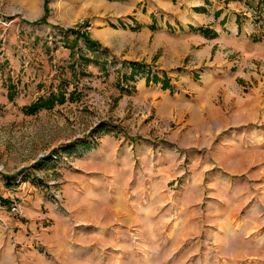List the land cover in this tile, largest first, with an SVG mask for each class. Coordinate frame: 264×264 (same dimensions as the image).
<instances>
[{
  "label": "rangeland",
  "instance_id": "374dc122",
  "mask_svg": "<svg viewBox=\"0 0 264 264\" xmlns=\"http://www.w3.org/2000/svg\"><path fill=\"white\" fill-rule=\"evenodd\" d=\"M0 264H264V0H0Z\"/></svg>",
  "mask_w": 264,
  "mask_h": 264
},
{
  "label": "trees",
  "instance_id": "16d2710c",
  "mask_svg": "<svg viewBox=\"0 0 264 264\" xmlns=\"http://www.w3.org/2000/svg\"><path fill=\"white\" fill-rule=\"evenodd\" d=\"M84 36L88 39V40H90V38H89V36H88V34H86V33H84ZM72 94H74V92L72 93V92H70L69 93V95H72ZM63 90H59L57 93H54V92H50L49 94H48V96L47 97H45V98H43V99H41V100H39V101H34V102H31L30 104H28V105H26L25 107H24V109H26L27 111H29V112H32V111H35L36 109H38L39 107H48L49 105H51V102L53 101V100H55L56 98L58 99H60V100H62L63 99Z\"/></svg>",
  "mask_w": 264,
  "mask_h": 264
},
{
  "label": "crops",
  "instance_id": "0c3cea01",
  "mask_svg": "<svg viewBox=\"0 0 264 264\" xmlns=\"http://www.w3.org/2000/svg\"><path fill=\"white\" fill-rule=\"evenodd\" d=\"M137 18V17H136ZM140 22H142V20L139 19ZM165 105L161 106L162 108H164ZM168 178V177H167ZM45 243V242H44Z\"/></svg>",
  "mask_w": 264,
  "mask_h": 264
}]
</instances>
